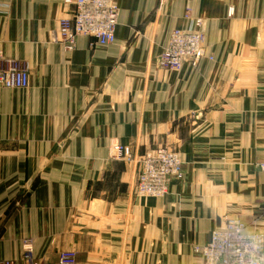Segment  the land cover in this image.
<instances>
[{
	"label": "crops",
	"instance_id": "obj_1",
	"mask_svg": "<svg viewBox=\"0 0 264 264\" xmlns=\"http://www.w3.org/2000/svg\"><path fill=\"white\" fill-rule=\"evenodd\" d=\"M65 1L0 0L4 57L29 75L1 93L0 263L24 264L32 239L39 264L64 252L76 264H203L194 249L225 217L264 232V0H115L116 41L80 37L73 51ZM188 10L213 60L162 69ZM115 145L176 152L182 181L135 197L136 168Z\"/></svg>",
	"mask_w": 264,
	"mask_h": 264
},
{
	"label": "built area",
	"instance_id": "obj_2",
	"mask_svg": "<svg viewBox=\"0 0 264 264\" xmlns=\"http://www.w3.org/2000/svg\"><path fill=\"white\" fill-rule=\"evenodd\" d=\"M72 6V18L60 23V37L66 50L73 51L80 37L94 39L101 47L116 41L119 6L115 0H66ZM229 16L232 11H229ZM186 26L174 30L157 65L166 70L182 71L185 66L195 70L204 59L213 60L205 46L206 23L202 18H194L188 10L184 15ZM29 85V75L18 61L6 59L3 42L0 41V112L2 91L24 89ZM112 157L118 161L131 163L136 168L133 195L138 198L162 199L167 196L172 181H182L183 161L180 156L166 148H159L143 156L130 153L122 146L111 149ZM259 169L264 172V161ZM24 264H39L34 255V242L25 239L21 244ZM195 253L203 259V264H263L264 232L251 229L249 225L235 218H224V225L212 232L210 241L195 247ZM73 252L59 255L57 264H76ZM0 264H16L3 261Z\"/></svg>",
	"mask_w": 264,
	"mask_h": 264
}]
</instances>
